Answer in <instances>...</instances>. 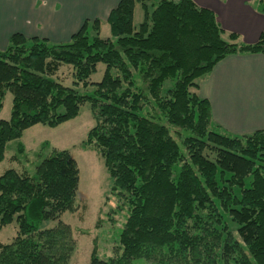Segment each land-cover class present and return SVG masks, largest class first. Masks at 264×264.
Listing matches in <instances>:
<instances>
[{
	"label": "trees",
	"instance_id": "obj_1",
	"mask_svg": "<svg viewBox=\"0 0 264 264\" xmlns=\"http://www.w3.org/2000/svg\"><path fill=\"white\" fill-rule=\"evenodd\" d=\"M107 22V38L100 19L65 43L10 37L0 50V110L13 97L10 118L0 119V161L26 129L56 127L89 102L95 124L83 148L104 159L119 208L129 210L114 255L101 258L94 240L89 264H264V129L223 131L209 100L192 91L225 57L264 53V31L255 43L225 37L216 14L194 0H120ZM99 63L103 77L92 82ZM63 65L72 85L56 77ZM90 84L93 95L79 91ZM79 181L76 159L56 148L34 174L0 175V229L17 223L13 240L0 242V264H69L76 240L61 217L76 210Z\"/></svg>",
	"mask_w": 264,
	"mask_h": 264
},
{
	"label": "crops",
	"instance_id": "obj_2",
	"mask_svg": "<svg viewBox=\"0 0 264 264\" xmlns=\"http://www.w3.org/2000/svg\"><path fill=\"white\" fill-rule=\"evenodd\" d=\"M119 2L0 0V50L8 47L10 37L15 33L27 38H44L57 44L70 41L85 21L91 23L100 19L102 30L108 24L111 10ZM194 2L216 14L225 37L234 32L242 41L255 43L264 31V14L257 9V0ZM199 82L197 93L209 100L214 126L233 135L264 129V53L229 55Z\"/></svg>",
	"mask_w": 264,
	"mask_h": 264
},
{
	"label": "rangeland",
	"instance_id": "obj_3",
	"mask_svg": "<svg viewBox=\"0 0 264 264\" xmlns=\"http://www.w3.org/2000/svg\"><path fill=\"white\" fill-rule=\"evenodd\" d=\"M142 20L143 9L138 3L134 15V25L138 27ZM100 36L102 38L111 37L109 24L102 27ZM105 68L104 63H99L97 71L92 74L90 80L92 82L100 81ZM71 71V66L63 65L56 77L62 79L64 84L72 85ZM203 77L196 80L198 84ZM172 85L173 81L168 80L164 85V90ZM95 88V85L90 84L88 87L80 85L78 89L81 93L93 95ZM197 89L192 88V91L198 94ZM12 98V94L8 92L0 110V119L10 118ZM94 124L91 105L86 102L82 105L77 117L56 127L36 124L26 129L21 138L13 139L7 143L4 159L0 161V175L9 168H14L19 172L26 171L31 175L34 174L39 162L53 148L68 149L76 159L80 170V181L75 200L77 208L75 211L64 212L61 217L65 223L70 225L76 240V248L69 264H89L94 240L101 258L112 257L115 247L119 244V235L129 213L127 206L119 208L121 201L112 192V179L104 159L97 150L83 148L82 141ZM19 142H23L25 145L26 149L23 153L18 152ZM13 155H17V157L12 159ZM232 229L235 230V227L233 226ZM16 234L17 223L12 222L0 229V242L9 243ZM135 264L149 263L139 259Z\"/></svg>",
	"mask_w": 264,
	"mask_h": 264
}]
</instances>
